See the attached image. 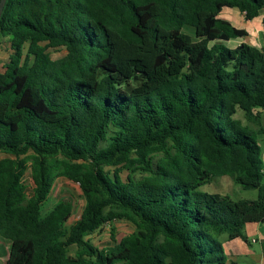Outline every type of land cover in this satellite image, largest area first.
<instances>
[{
  "label": "trees",
  "instance_id": "1",
  "mask_svg": "<svg viewBox=\"0 0 264 264\" xmlns=\"http://www.w3.org/2000/svg\"><path fill=\"white\" fill-rule=\"evenodd\" d=\"M224 8L264 23V0H6L5 264H229L225 242L264 223V47H228L248 32ZM222 176L258 198L199 191ZM58 178L86 199L71 224L72 203L47 209ZM117 219L135 230L88 239Z\"/></svg>",
  "mask_w": 264,
  "mask_h": 264
},
{
  "label": "rangeland",
  "instance_id": "2",
  "mask_svg": "<svg viewBox=\"0 0 264 264\" xmlns=\"http://www.w3.org/2000/svg\"><path fill=\"white\" fill-rule=\"evenodd\" d=\"M231 18H233V21L238 26H244L248 22L244 16L241 14H234L231 15ZM186 32L194 35V31L191 28H186ZM263 40H259V37L257 36V33H253L251 37H248L245 39L246 42L253 43L254 45L263 46L264 45V38ZM228 47H231L230 44H226ZM232 46H234L232 44ZM232 48V47H231ZM10 44L7 38H4L2 40V43L0 45V71L4 70V63L6 64L9 61V54H10ZM51 54L53 57L57 58L59 56L64 55L65 51L62 50H53L50 49ZM237 118H240L243 120V122L246 124L248 121L245 118V115L242 111H239L236 115ZM259 123L264 126V111L260 114V117L258 118ZM254 127L255 124H252ZM257 127V126H256ZM260 142L263 147L264 151V134L260 135ZM8 155L3 154L0 152V160L7 157ZM114 170V169H110ZM128 171H124L123 177L126 178L128 176ZM226 180H229L228 184H231L232 186H229L226 183ZM25 185L27 186V194L31 195L33 192V179L31 176V169H29L24 177ZM200 192L204 193H220V194H227L231 196L235 200H241V199H247V200H254L258 198V190H244L241 188L239 184H236L233 179L230 176H224V177H218L214 178L212 182L203 185L199 189ZM70 202L74 206V213L72 218L70 219V224L77 221L80 218V215L83 211V208L86 203V199L81 191L80 185L77 183H74L73 181L67 179V178H58L55 182V186L52 191V197L51 201L47 207V209L52 208L56 203L58 202ZM112 225V226H111ZM106 226L103 227L101 231H98L97 233H94L88 239H90L95 246H97L100 249L106 248L107 246H110L114 244L112 241V233L115 232L116 237L120 240L126 235L132 233L135 230V224L132 221H129L127 219H117L114 222H112ZM252 248L255 251L261 252V244L260 242L253 243ZM6 258L0 259L1 264H5Z\"/></svg>",
  "mask_w": 264,
  "mask_h": 264
},
{
  "label": "crops",
  "instance_id": "3",
  "mask_svg": "<svg viewBox=\"0 0 264 264\" xmlns=\"http://www.w3.org/2000/svg\"><path fill=\"white\" fill-rule=\"evenodd\" d=\"M237 13L244 16L237 9L224 8L220 14V17L222 19L229 21L237 28L246 29L248 32V36L245 37L244 39H240V38L233 39L227 42L226 44H230L232 48L236 47L242 42H246L245 39L248 37H251L253 33H257V36L259 37L260 41L263 40L262 39L264 38L263 13L259 17L255 18L254 20H247L245 18L248 22L244 26H238L237 24L234 23L233 18H231L230 14L236 15ZM246 43H249V42H246ZM232 44L234 46H232ZM249 44L256 46L258 48L264 47V45L259 46V45H254L253 43H249ZM3 65H5V63ZM226 183L228 184L229 180H226ZM228 185L232 186L231 184H228ZM224 195H227V194L225 193ZM244 234L246 236V239L238 238L235 240L225 242V245H224L225 252L227 254L229 264H264V251L262 248V242L264 241V223L247 224L244 229ZM257 242H260L261 244V252L255 251L252 248V244L257 243Z\"/></svg>",
  "mask_w": 264,
  "mask_h": 264
},
{
  "label": "water",
  "instance_id": "4",
  "mask_svg": "<svg viewBox=\"0 0 264 264\" xmlns=\"http://www.w3.org/2000/svg\"><path fill=\"white\" fill-rule=\"evenodd\" d=\"M6 0H1L0 1V18L2 16L3 10H4V6H5Z\"/></svg>",
  "mask_w": 264,
  "mask_h": 264
}]
</instances>
